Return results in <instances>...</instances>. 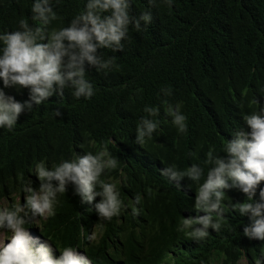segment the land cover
Listing matches in <instances>:
<instances>
[{"label":"trees","instance_id":"trees-1","mask_svg":"<svg viewBox=\"0 0 264 264\" xmlns=\"http://www.w3.org/2000/svg\"><path fill=\"white\" fill-rule=\"evenodd\" d=\"M34 2L0 0V34L19 30L21 19L42 26L31 19ZM87 2L52 0L58 19L47 30L69 26ZM130 4V16L150 12L152 22L144 28L141 21L139 32L129 26L123 52L98 49L105 60L115 56L116 67L97 71L86 64L85 78L95 93L91 100H77L65 89L63 97L54 94L25 110L11 132L0 128V207L24 198L23 187L29 182L39 190L38 162L51 169L77 155L96 154L107 143L118 166L101 179L117 184L121 214L104 222L97 241L89 242L86 237L99 217L94 205L82 204L69 184L57 197L54 216L38 223L30 214L26 217L29 233L48 243L54 257L72 247L91 264H255L264 241L243 235L249 219L234 207L247 197L236 189L225 190L222 217L213 214L221 230L209 229L208 237L197 243L177 228L185 218L206 215L195 209L199 185L185 178L178 188L161 170L196 164L204 169L203 183L211 167L205 163L208 151L225 157L224 145L235 132L250 131L243 116L264 109V0H173L171 7L163 0ZM0 89L17 102L29 99L28 89L4 88L2 80ZM161 89L172 94L165 96ZM165 100L180 105L187 117L186 134L174 127ZM145 107H159V115L150 117L158 128L140 145L136 127L148 115ZM57 110L62 112L59 117ZM261 189L264 182L254 200H259ZM136 194L141 196L138 205ZM133 207L140 209L138 216L131 214Z\"/></svg>","mask_w":264,"mask_h":264},{"label":"clouds","instance_id":"clouds-1","mask_svg":"<svg viewBox=\"0 0 264 264\" xmlns=\"http://www.w3.org/2000/svg\"><path fill=\"white\" fill-rule=\"evenodd\" d=\"M163 3L171 7L173 0H163ZM149 4H155V0H149ZM130 7V0H88L85 10L75 16L69 26L48 31L47 26L58 19L52 0H35L31 19L42 26L32 27L21 19L19 30L0 34V80L4 88L29 90V99L20 103L0 89V128L11 132L25 110L31 111L33 104L41 105L54 94L63 97L65 89H71L77 100L82 97L91 100L95 93L85 78L86 64L97 71L116 67L115 56L105 60L98 49L123 52L122 41L127 39L129 26L134 25V30L139 32L141 21L144 28L152 22L150 12H142L139 18L130 16ZM161 91L165 96L172 94L171 89ZM164 103L165 112L172 117L178 133L186 134L187 117L181 113L180 105L173 106L167 100ZM144 111L148 115L136 127V143L140 145L146 138L151 139L158 128V122L150 117L159 115V107H145ZM55 114L59 117L62 112L57 110ZM243 120L250 131L240 128L235 132L233 139L224 145L225 157L214 155V150L208 151L205 163L211 167L203 183L200 182L204 169L196 164L185 170H179L176 165L161 170V175L175 182L178 188L185 178L199 185L195 209L206 215L185 218L177 228L197 243L208 237L209 229L217 233L221 230L222 224L219 219L214 220L213 214L222 217L225 190L230 189L247 197L246 202L234 205L241 216L249 219L243 235L249 240L264 241V189L259 191V200H254L258 186L264 182V109L244 115ZM117 166L118 161L109 153L107 143L96 154L86 152L63 160L51 169L43 161L38 162L35 174L40 182L39 190H34L29 182L23 187L24 198L16 200L11 207L6 203L0 207V233H10L4 239V242L10 240L9 243H0V264H91L87 256L72 247H65L60 250L59 258L54 257L48 243H41L29 233L25 227L26 217L30 214L38 223L54 216L58 195L64 194L71 184L82 204L94 205L100 222L86 239L96 242L98 229H102L104 222L119 216L124 207L117 184L101 179L106 170ZM97 197L101 198L99 202H96ZM22 201L25 203L21 204ZM134 202L141 203L139 194L135 195ZM131 214L138 216L140 209L133 207ZM255 264H264V250Z\"/></svg>","mask_w":264,"mask_h":264},{"label":"rangeland","instance_id":"rangeland-1","mask_svg":"<svg viewBox=\"0 0 264 264\" xmlns=\"http://www.w3.org/2000/svg\"><path fill=\"white\" fill-rule=\"evenodd\" d=\"M21 200V197H18L17 198V202ZM6 205V204H5ZM5 235L6 236H10V233L8 234H3V233H0V243H3L4 242V239H5ZM10 240H5V244H8Z\"/></svg>","mask_w":264,"mask_h":264}]
</instances>
